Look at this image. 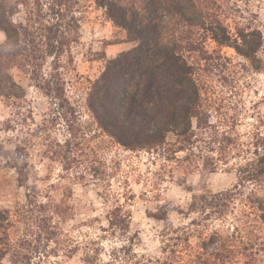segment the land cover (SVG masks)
Returning a JSON list of instances; mask_svg holds the SVG:
<instances>
[{
  "label": "trees",
  "instance_id": "obj_1",
  "mask_svg": "<svg viewBox=\"0 0 264 264\" xmlns=\"http://www.w3.org/2000/svg\"><path fill=\"white\" fill-rule=\"evenodd\" d=\"M244 1L247 0H94L95 6L103 9L107 19L124 33L118 44H134L108 57L100 74L89 80L86 106L103 133L126 149L156 153L166 160L187 152L184 160L196 157L195 163L201 161L209 171L218 168L219 159L245 160L232 165L239 177L233 188L192 196L186 213L193 217L187 226L175 227L169 219L168 213L176 209L171 203L150 215L164 222L161 236L167 256L163 261L144 257L134 264L262 261L258 255L264 250V196L255 190L247 194L244 191L248 185L264 184V136L255 133L245 149L230 131H219L211 122L212 101L204 97L196 67L187 58L189 54L201 53L206 62L227 59L207 51V43L214 41L254 62L263 45V34L258 28L239 26L243 18L239 2ZM80 5V0H0V32L4 34L0 41V96L10 105L25 97L23 86L13 74L19 70L29 79L30 86L48 97L51 112L56 115L53 121L61 116L69 134L63 145L59 141L54 144L65 147V151L54 149L53 155L67 173L83 166L85 171L74 178L84 180L86 173L95 176L99 168H93L88 158L89 150L93 154L94 151L85 145L86 133L75 125L79 111L66 96L68 82L64 72L66 65L74 61L71 47L80 40L81 17L76 14ZM200 130L207 132L208 137L201 138ZM217 149L219 156L214 153ZM237 205L249 206L250 211L236 213ZM182 210L180 213H185ZM0 214L2 222L7 220L9 224V217L4 212ZM47 218L42 222L48 240L60 229L50 227ZM129 218L128 214H121L120 208L112 209L107 215V230L127 236ZM229 218L234 221L231 229L227 225L213 228L215 221L225 226ZM193 237L197 239L194 244ZM26 241L24 246L29 250L31 244ZM127 241L129 246L123 248L125 259L140 237L135 233ZM32 250L40 253L46 248L34 245ZM101 251L100 246L94 248L87 255L86 264H112L101 261ZM118 253L119 250L113 251L114 261L121 258ZM23 258L31 259L29 255Z\"/></svg>",
  "mask_w": 264,
  "mask_h": 264
},
{
  "label": "rangeland",
  "instance_id": "obj_2",
  "mask_svg": "<svg viewBox=\"0 0 264 264\" xmlns=\"http://www.w3.org/2000/svg\"><path fill=\"white\" fill-rule=\"evenodd\" d=\"M80 3L76 12L81 17L80 40L71 47L73 64L64 68L66 96L79 111L75 125L88 137L85 145L94 151L93 154L89 150L88 158L93 168H99L98 174L89 172L84 180H79L74 175L82 174L83 166L69 173L64 170L53 151H65V147L54 144L59 141L63 145L69 137L67 123L61 116L53 121L56 115L51 112L48 97L30 86L21 71L14 70L25 97L10 105L0 96V213L9 217L8 224L7 220L2 222L0 214V264H86L87 255L99 246L103 263L134 264L144 257L163 261L167 256L161 236L164 222L150 215L171 203L176 209L168 213L169 219L175 227L187 226L193 215L187 214L186 208L194 194L230 189L239 182L238 172L232 168L234 161H245L239 157L219 159L218 168L209 171L201 161L199 165L195 163L196 157L184 160L187 152L166 160L156 153L126 149L103 133L86 106L89 80L100 74L109 54L116 56L134 44H118L124 33L107 19L103 9L95 6L94 0ZM239 5L243 10L239 26L258 28L263 34L255 63L214 41L207 43V51L227 59L206 62L201 53L189 54L187 58L196 67L204 97L212 101L211 122L220 132L230 131L237 136L238 143L246 149L255 133L264 136V0H247ZM2 39L4 34L0 33ZM116 44L120 46L113 47ZM110 48L108 54L106 49ZM198 133L201 138L208 137L204 130ZM214 153L219 156L218 149ZM252 190L264 196V184L248 185L244 192ZM115 208L130 217L127 236L107 230V215ZM180 208L185 213H180ZM243 209L250 211L249 206L237 205L235 212ZM46 217L50 227L60 229L48 240L42 222ZM213 224V228L231 229L234 221L229 218L225 226L221 221ZM135 233L140 242L136 241L134 251L126 257L132 259L126 263L123 248L129 246L128 236ZM196 240L193 237L191 242ZM25 241L31 244L30 251L24 246ZM34 245L46 250L34 252ZM114 250H119L121 257L115 261ZM24 255L31 259H24ZM258 258L264 264V250Z\"/></svg>",
  "mask_w": 264,
  "mask_h": 264
},
{
  "label": "crops",
  "instance_id": "obj_3",
  "mask_svg": "<svg viewBox=\"0 0 264 264\" xmlns=\"http://www.w3.org/2000/svg\"><path fill=\"white\" fill-rule=\"evenodd\" d=\"M0 33H2V32H0ZM3 34V33H2ZM3 40V39H2ZM121 45H124V44H126V43H120ZM117 46H120V45H118V44H116V45H114L113 47H117ZM128 49V48H127ZM110 50H112L111 48L110 49H106V51L108 52V54H109V52H110ZM123 50H126V49H122L121 51H123ZM121 51H118V52H121ZM114 52H117V51H114ZM116 54V53H115ZM113 55H110L109 54V57H112Z\"/></svg>",
  "mask_w": 264,
  "mask_h": 264
}]
</instances>
